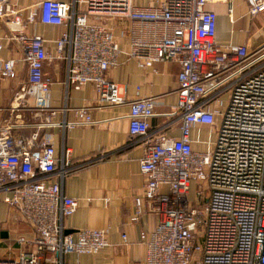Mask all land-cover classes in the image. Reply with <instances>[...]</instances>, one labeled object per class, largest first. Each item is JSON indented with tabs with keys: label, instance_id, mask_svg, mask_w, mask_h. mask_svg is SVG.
<instances>
[{
	"label": "built area",
	"instance_id": "built-area-1",
	"mask_svg": "<svg viewBox=\"0 0 264 264\" xmlns=\"http://www.w3.org/2000/svg\"><path fill=\"white\" fill-rule=\"evenodd\" d=\"M140 1L0 0L4 38L18 44L28 68V83L16 94L12 112L32 113V121L7 120L0 127V203L34 232L33 239L17 241L28 250L0 258V264H64L67 254L96 255L111 247L103 230H79L76 239L65 232L64 219L79 208V200L63 191L71 153L57 159L51 137L41 133L91 125L92 118L85 108L76 111V123L55 122L58 110L44 67L67 61V87L93 84L101 104L120 106L125 100L107 73L118 68L122 56L144 68L161 62L181 66V137L160 136L140 161L147 184L136 199L138 216L146 204L158 219L155 230L141 236L146 263L264 264V46L251 51L247 43H218V14L208 6L228 4L234 25L230 0ZM246 2L248 18L264 13V0ZM116 22L127 23L126 47L114 36ZM36 24L63 29L53 41L55 56L51 41L30 32ZM4 49L0 41V79L13 80L17 62L3 58ZM155 112L153 98L130 104L133 138L147 143ZM218 119L216 141L206 152L194 151L192 129H213Z\"/></svg>",
	"mask_w": 264,
	"mask_h": 264
},
{
	"label": "crops",
	"instance_id": "crops-1",
	"mask_svg": "<svg viewBox=\"0 0 264 264\" xmlns=\"http://www.w3.org/2000/svg\"><path fill=\"white\" fill-rule=\"evenodd\" d=\"M140 3L146 4L145 0ZM230 4L236 20L234 25L229 21L228 4L208 6L209 10L218 14V43L225 46L247 43L251 51L263 47L264 43H256L258 46L252 49L250 41H255L235 30L237 23L247 18L246 0H230ZM240 7L242 11H239ZM114 25L117 42L126 47L127 23L116 22ZM62 31L61 27L36 24L30 32L51 41L49 52L55 56L53 41L60 37ZM6 32L7 28L0 24V41L5 45L2 57L16 60L17 77L13 80L0 79V127L7 120L16 123L32 121L31 112H12L16 106V94L28 83V68L18 44L5 40ZM67 69L65 60H53L44 67L45 77L52 81V105L58 110L54 120L59 124L76 123V111L86 108L92 124L71 128L55 126L41 133L51 137L57 159L61 160L66 152L71 153V172L63 181V191L66 196L79 200V208L73 216L64 219L63 225L66 234L73 235L74 239L79 230L106 231L111 247L96 255L67 254L64 264H147V247L141 236H149L155 230L158 219L149 212L146 204H143L144 211L138 216L136 199L143 195L147 184L140 170V161L147 147L160 136L181 137V117L177 112L181 66L177 62H161L144 68L135 60L122 56L118 68L107 73L108 80L117 84L120 96L125 100L120 106L101 104L93 84L80 90L67 87ZM140 98H153L156 103L147 143L133 138L129 132L130 104ZM223 101L225 109L227 95ZM33 104L29 100V106ZM219 126V119L213 129L206 125L195 126L191 131L193 150L206 152L216 141ZM137 216L138 219L133 221ZM13 218L14 213L0 203L1 259L16 258L22 250H28L17 243L20 237L34 238V232L28 225L15 222ZM123 235L128 238L126 243L122 240Z\"/></svg>",
	"mask_w": 264,
	"mask_h": 264
},
{
	"label": "rangeland",
	"instance_id": "rangeland-1",
	"mask_svg": "<svg viewBox=\"0 0 264 264\" xmlns=\"http://www.w3.org/2000/svg\"><path fill=\"white\" fill-rule=\"evenodd\" d=\"M242 7L239 8V11H242ZM240 28L242 29V31H240ZM235 30L240 34L243 33L247 39L252 38L255 43L253 41H250V46L252 47V49H256L258 44L264 43V13H261L252 19L248 17L241 19L237 23Z\"/></svg>",
	"mask_w": 264,
	"mask_h": 264
}]
</instances>
